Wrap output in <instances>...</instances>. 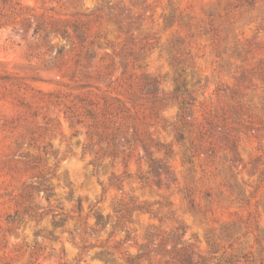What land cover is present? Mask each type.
<instances>
[{
  "label": "rangeland",
  "instance_id": "rangeland-1",
  "mask_svg": "<svg viewBox=\"0 0 264 264\" xmlns=\"http://www.w3.org/2000/svg\"><path fill=\"white\" fill-rule=\"evenodd\" d=\"M21 3L69 39L0 16V264H264V0Z\"/></svg>",
  "mask_w": 264,
  "mask_h": 264
},
{
  "label": "trees",
  "instance_id": "trees-1",
  "mask_svg": "<svg viewBox=\"0 0 264 264\" xmlns=\"http://www.w3.org/2000/svg\"><path fill=\"white\" fill-rule=\"evenodd\" d=\"M7 11L10 13V15H14L18 18H21V21L23 24H25L28 28H32L33 35L39 37L40 39H48L51 34H55V36H61L63 39L68 40L69 34L67 29L63 27L60 23L49 21L44 19V17L36 18L32 14L28 16V13L24 11L23 5L21 3V0H0V16H6L7 14L4 12ZM34 18L33 24L30 25V19ZM28 22V23H27ZM83 28H87L84 24L83 26H80L78 24H73L74 31L78 34L79 39L81 42H84L86 39V33L83 31ZM49 51L52 53L54 50V45L49 43L48 44ZM62 51L61 49L58 50L57 55H61ZM81 63H76V66H80ZM89 115L94 118V115L92 112H89ZM42 182L36 184L33 186V189L35 188H43L47 198H50L54 195V188L45 183V178L41 179ZM30 196V195H29ZM78 209L81 210V200L78 199ZM12 222H14L15 219H10ZM64 220L60 221L59 223H56V225L62 226L64 224ZM109 219H103L102 216L98 215L97 219V226H100L101 229H104L106 225H108ZM52 236V234H50ZM36 244V243H35ZM181 254V264H205L203 260H193L191 256L188 254V252H182ZM137 257H135L133 260L129 261V264H134Z\"/></svg>",
  "mask_w": 264,
  "mask_h": 264
}]
</instances>
